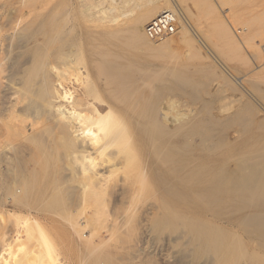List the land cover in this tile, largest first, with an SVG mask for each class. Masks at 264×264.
<instances>
[{
  "label": "bare ground",
  "instance_id": "obj_1",
  "mask_svg": "<svg viewBox=\"0 0 264 264\" xmlns=\"http://www.w3.org/2000/svg\"><path fill=\"white\" fill-rule=\"evenodd\" d=\"M235 1L195 0L209 20L208 32L220 40L218 58L231 59L247 46L252 71L260 76L258 81L237 76L241 96L231 100L226 92L236 87L213 60L204 61L208 55L200 47L196 61L180 64L188 71L168 63L179 56L176 41L189 36L190 12L181 7L183 0H0V189L5 198L16 207L44 208L62 217L65 213L56 209L65 201L62 183L69 190L67 182L73 184L79 203L64 224L52 228L65 245L71 233L87 237V251L104 245L90 228L102 216L114 217L108 222L112 235L118 218L141 215L137 227L143 244L162 240L165 246L171 235L162 233H174L183 216L171 213L169 204H164L169 211L164 209V201L195 205L238 225L245 238L231 236L227 225H205L187 214L192 217H186L188 234L199 241L194 251L189 246V255L201 254L202 244L214 264H264V22L238 37V14L224 20L217 8L232 10ZM163 11L175 12L180 25L151 40L145 26ZM166 94L184 99L180 112L164 107ZM121 170L125 174L114 178ZM152 186L156 202L148 205L140 193ZM210 194L214 198L204 200ZM97 196L105 199L102 205L86 209L83 204ZM226 196L233 198V209L206 207L226 203ZM5 215L13 217L15 224L8 223L15 226L17 248L0 238V264H64L46 225L30 215ZM85 229L89 235L83 237ZM27 242L36 250L28 251ZM188 253L180 262L188 261Z\"/></svg>",
  "mask_w": 264,
  "mask_h": 264
},
{
  "label": "rangeland",
  "instance_id": "obj_2",
  "mask_svg": "<svg viewBox=\"0 0 264 264\" xmlns=\"http://www.w3.org/2000/svg\"><path fill=\"white\" fill-rule=\"evenodd\" d=\"M195 3H196L195 0H183V4L181 5V7L182 8L187 7L186 9L188 11L187 10L186 11L188 13L190 12L189 14H187L188 20H189V25H190V27L188 28V30H189L188 40L189 41L187 39H186L187 41H183V42H179V41L177 42L176 41V43H175L176 46L174 45L175 48H174V46H173V48L176 50V52H178V54H177L174 51L175 54L179 55V56H178V58L176 57L175 59L168 61V63L178 64V65L187 64L189 62L192 63L193 61H196L198 59V58L197 59L194 58L193 56L195 55L196 52H197V54H199L200 50H197V48L200 47V49L202 51H204V54L206 52V54L208 55V60L206 57H203V56L199 60H204V58H206V60H204V61H207V62L213 60L216 64L219 72L222 74V76L228 78L236 87V90H228L226 92V94L230 97L231 100L240 98L241 91H242V84L237 79V76L243 75V76H245L251 80H254V81H258L260 79V76L254 74L252 71L251 63H249V61L252 62L251 56L249 54V50H248L247 46L242 45L239 48L240 51H237L236 54L233 57H231V59L223 57V56L218 58L217 46L219 45L218 42H220V40H219V38L217 40L215 35H212L211 33L208 32L210 30L209 20H208L207 16H205V14L202 11H200V9H199L200 12L198 11V6H196ZM263 3H264V0H236L235 3L232 5V10L228 9V7H225V6H223L224 8L223 7L222 8L217 7V8H218V11L220 12V14L222 15V17L224 18V20H226L227 17L229 18L232 13L238 14V18H236V24H234V26H235V31H236L237 36L242 37L248 31L249 32H251V31L256 32L259 29V27H261L263 25V22H264V4ZM178 9H181V8H178ZM197 14H199V17L198 16L194 17ZM203 14H204L205 19L202 18ZM249 17L255 18V20L253 21L254 23L251 24V23L246 22ZM125 18L126 17H124V18L122 17V19H125ZM178 25H180L179 20L177 22V27H178ZM254 27L256 29H254ZM210 34H211V37L208 36ZM177 35H178V32H176L174 35H172V38L175 39ZM178 40H180V39H178ZM153 42H155V41L153 40ZM216 42H217V44H216ZM215 44L217 46H215ZM214 58H215V60H214ZM234 58H236V59H234ZM180 66H182V65H180ZM187 68L188 67L185 65V66H182L181 69L184 71H188ZM190 69L192 70V69H194V67H191ZM234 102H236V100ZM163 103H164L163 105L166 109H168L170 111L176 110L175 112H180V111H178L179 109H177V108H181V105L184 103V99L172 96L171 94H166V95H164ZM134 168H135V166H134ZM117 173L113 176L114 178H119V175H121V176L124 175L125 170H121L119 172L117 171ZM137 175L139 178L141 177L140 176L141 174L136 173V176ZM63 184H64V186H63ZM69 185L73 186V184L67 182V186H69ZM62 186H63L62 191L64 189L63 193L65 196V198H64L65 201H63L60 205L56 206L57 210L63 211L65 213V215H62V217H60L56 212L50 213L53 210L52 211L48 210L47 213H44V212H42V211H44V208L42 207L43 209H41L40 206H39L40 209H38V210H35V208L28 209V208L16 207L12 204V202L8 198L7 199L5 198V196H4L5 194H3L2 190L0 189V198L2 199V200L0 199V201H1L0 202V238L3 240L1 243H4V244L9 243L12 245V247L14 249L17 248L16 245L14 246V241H13V237L15 235V231L13 229L15 228V226L11 227L13 224L11 222V221H13L11 218H13V217H11L9 220L8 219L9 216L5 215L6 213L9 214V212H15V213L17 212V214H21V215H30L31 218H35V219H37L38 222L40 221L41 223L46 225V227L48 229L49 237L54 242V244L56 245V248H58V252L60 253L61 260L64 264H164L165 262H166L165 264H168L167 262H169V264H171V263L172 264H181L182 262H184L186 264H201V263L204 264V261L207 264H211L213 262L212 260H211L212 262H210V260H209L211 258V253L207 250V247L205 245L201 244L202 248L204 249L201 254H195L192 256L191 253L189 255V253L187 252V250L189 251L190 248H192V250H193V247L194 248L198 247L199 241L196 238L190 237V235L188 234L189 226H188L186 217L192 218L195 216V218L197 217L195 220L201 221L205 225H211V224H213L215 226L216 225H218V226L219 225H221V226L227 225L226 230L229 231L231 236L245 238L244 231L238 225H235L232 227L231 225L226 224L219 217V215H215L214 213H212V211L210 209H207L205 211H201L195 205H191L189 207L188 205H186L184 203H173V202H167L165 200L164 201L165 203H163L164 209L168 210L169 208L166 206L169 204L171 213H175V214H177V216L179 215V217L183 216V218L181 219V222L179 220L177 221L178 228L176 231H173L174 233H172L171 230H167V231H164L162 233V237L166 236V235H171L168 243L164 244L165 246H160L161 243H164V241H162V240L159 241V244L153 243V245H152L150 242L143 244V239L141 238V232H140V231H142V227H140V225H138L139 229L137 227L138 222L140 224L139 219L141 218V215L140 216L138 215V217H137V215H129V217L134 216L133 218H129L127 215V216H125L127 218L122 217V218H118L117 220L115 219L116 221H118V223H117L118 225L115 226V228L112 232V235H110L111 232L108 231V222H109V224H111L112 223L111 220L114 217H109V216L107 217V215H105V216L100 217L97 220H93L90 223L91 224L90 228L96 234L95 235V241H98V237H99V239L104 240L103 247L101 246L99 249L97 248L94 251H87L86 250L85 242H86L87 237H84V236L89 235L88 229H85V231L83 230L84 239L75 233H71L69 243L65 245V244L61 243L63 241L58 237L57 233L54 232L52 226H55V225L57 226L58 224H61V223L64 224L66 222V220H68V218H70V216H69L70 210L72 208H75L78 205L79 200H75L76 198L73 199L75 197V195L78 193V190L75 191V193H76L75 195L73 193L74 190H76V187L74 189V186H73L72 187L73 189H72L70 186L71 190L66 189L67 187H66L65 182L62 183ZM19 188H20V186H17V185H14L12 187V189H16V191ZM68 190H69V192L71 191L70 194H68V192H67ZM155 192H156V189L154 187L153 188L144 187L140 193V200L144 203H147V204L148 203L151 204L153 202L155 203L156 202L155 201L156 196H157V195L155 196ZM67 194H68V196H67ZM156 194H157V192H156ZM68 197H70V198H68ZM108 197L106 198V203L107 202L110 203V201H111L110 200L111 198L109 197L110 198L109 199ZM102 198L99 199V196H97V197H95L93 202H86L83 205L85 206L86 209H89L92 206V204H95V203L102 205L101 202L103 203L105 201L104 198H103L104 201H101ZM213 198L214 197L211 194L204 196V200L213 199ZM4 199H6V200H4ZM72 200H74V201H72ZM232 200H233V198L231 196H226V201H227L226 203H222V202L220 204L207 203L206 207L213 208L215 206L220 207L221 205H223L224 207H228V210H230V209H233L234 206H236V205H233L231 203ZM42 202L43 201H41V203ZM164 204H166V206H164ZM39 205L42 206V204H40V203H39ZM203 208H205V207L203 206ZM180 210H182V211H180ZM229 212H232V210ZM233 212H238V211L236 209V211L233 210ZM185 214H186V216H185ZM187 214H190L192 217L190 215H187ZM82 216L83 217L79 216V219H78L79 221L84 220V215H82ZM63 217H65V218H63ZM205 220L208 222H206ZM209 221L211 222V224L209 223ZM8 222L11 224V226ZM120 223L122 225H119ZM4 226L6 228H4ZM7 227H8V229H7ZM117 227H118V229H116ZM131 227L133 228L132 230H131ZM180 227L182 228V230L184 232L180 233V231H181ZM19 230L21 231L22 228L19 227ZM166 233H168V234H166ZM179 234H181V237L176 236ZM96 236H98V237H96ZM173 236H175L177 238H175V237L173 238ZM171 239L174 241H172ZM187 239L189 240V242L187 241V243H185V241ZM137 240L139 241L138 243H137ZM184 243H185V245H184ZM26 245H27L26 247H27L28 251L33 252V250H36V247L33 244H31V242H27ZM189 246H190V248H189ZM3 248H6V246H3ZM142 248L144 251L142 250ZM155 248H156V250H154ZM137 250H138V252H137ZM153 250H154V252H153ZM174 250H175V252H174ZM157 251H158V254H157ZM250 251H252V248L251 247L247 248V253H250ZM136 252L138 254H136ZM186 253H188V255H189L188 261H190V262H188L184 259H182V262H180V259L182 258L181 255H187ZM134 254H136V255H134ZM108 257H109V259H108ZM110 257H111V260H110ZM171 259L173 262L171 261ZM245 260H247V259H245ZM161 262H164V263H161ZM184 263H182V264H184ZM212 264H214V263H212Z\"/></svg>",
  "mask_w": 264,
  "mask_h": 264
},
{
  "label": "built area",
  "instance_id": "obj_3",
  "mask_svg": "<svg viewBox=\"0 0 264 264\" xmlns=\"http://www.w3.org/2000/svg\"><path fill=\"white\" fill-rule=\"evenodd\" d=\"M177 16L173 11H163L150 20L145 26V33L150 39H161L169 32L175 31ZM264 53V43L262 44Z\"/></svg>",
  "mask_w": 264,
  "mask_h": 264
}]
</instances>
